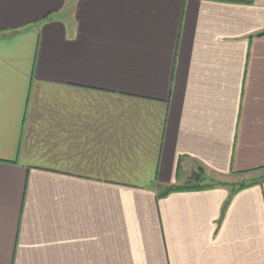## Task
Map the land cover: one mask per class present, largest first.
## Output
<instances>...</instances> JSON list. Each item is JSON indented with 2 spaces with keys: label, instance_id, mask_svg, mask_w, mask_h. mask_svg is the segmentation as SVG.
<instances>
[{
  "label": "crops",
  "instance_id": "1",
  "mask_svg": "<svg viewBox=\"0 0 264 264\" xmlns=\"http://www.w3.org/2000/svg\"><path fill=\"white\" fill-rule=\"evenodd\" d=\"M263 172L264 0H0V264H264Z\"/></svg>",
  "mask_w": 264,
  "mask_h": 264
},
{
  "label": "trees",
  "instance_id": "2",
  "mask_svg": "<svg viewBox=\"0 0 264 264\" xmlns=\"http://www.w3.org/2000/svg\"><path fill=\"white\" fill-rule=\"evenodd\" d=\"M203 179H201L200 177H196V179H195V182H202L203 183ZM264 181V179H262L261 181H259V182H263ZM255 183H258V181H253L251 184H246L245 182H243V183H241V185H239L236 189H234V191H239V190H242V189H245V188H247V187H249V185H253V184H255ZM214 184H216V185H220L221 183H214ZM204 187H206V186H202V184H200L198 187H196L195 188V190L196 189H199V188H204ZM177 190H183V191H186V190H191V189H187V188H185V187H181V188H170L169 190H167L166 191V194H169V193H172V192H174V191H177Z\"/></svg>",
  "mask_w": 264,
  "mask_h": 264
},
{
  "label": "water",
  "instance_id": "3",
  "mask_svg": "<svg viewBox=\"0 0 264 264\" xmlns=\"http://www.w3.org/2000/svg\"><path fill=\"white\" fill-rule=\"evenodd\" d=\"M198 186H199V183L195 182V183L186 185L185 188H187V189H195Z\"/></svg>",
  "mask_w": 264,
  "mask_h": 264
},
{
  "label": "rangeland",
  "instance_id": "4",
  "mask_svg": "<svg viewBox=\"0 0 264 264\" xmlns=\"http://www.w3.org/2000/svg\"><path fill=\"white\" fill-rule=\"evenodd\" d=\"M262 179H264V172L263 173H260L259 175H256V179H253L252 181H254V180L255 181H261Z\"/></svg>",
  "mask_w": 264,
  "mask_h": 264
}]
</instances>
